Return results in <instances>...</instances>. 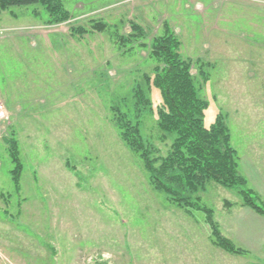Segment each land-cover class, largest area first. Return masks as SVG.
<instances>
[{
    "label": "rangeland",
    "instance_id": "rangeland-1",
    "mask_svg": "<svg viewBox=\"0 0 264 264\" xmlns=\"http://www.w3.org/2000/svg\"><path fill=\"white\" fill-rule=\"evenodd\" d=\"M59 1L69 14L61 23L39 6L0 10V264H264V216L208 183L197 196L243 254L216 248L200 212L149 186L111 112L139 118L143 140L167 152L159 92L146 91L151 109L140 114L133 97L153 76L148 44L167 23L207 102L204 126L224 116L239 173L264 208V0ZM93 21L105 30L90 32ZM131 24L142 37L123 47Z\"/></svg>",
    "mask_w": 264,
    "mask_h": 264
},
{
    "label": "trees",
    "instance_id": "trees-1",
    "mask_svg": "<svg viewBox=\"0 0 264 264\" xmlns=\"http://www.w3.org/2000/svg\"><path fill=\"white\" fill-rule=\"evenodd\" d=\"M27 6L41 7L50 24L61 23L69 18L59 0H0V10ZM105 28L104 23L93 21L89 30L100 33ZM130 29L131 35L117 39L123 47L132 43L133 39L142 37V29L138 25L131 24ZM161 29V34L153 37L148 44L149 57L155 62L153 76H143L145 93L137 85L133 97L135 111L140 114L151 109L146 91L152 87L159 92L160 106L156 109V126L164 136L171 137L167 152L160 156L157 149L147 144L141 135L139 118L131 120L119 107L111 109L112 124L120 141L139 158L149 186L187 214L191 211L200 212L209 228L211 243L227 254L241 255L243 251L221 234L219 225L213 218V211L201 204L197 193L202 192L208 183H212L236 191L241 205L258 216H264V208L258 204L246 179L239 173L238 158L231 146L224 116L218 113L208 128L204 126L207 102L199 96L190 73L192 62L181 57V43L168 24L164 23ZM89 30L75 28L70 33L83 35ZM8 147L13 164L10 176L17 188L22 166L18 160L15 141L10 140ZM224 206L231 207V204L224 201Z\"/></svg>",
    "mask_w": 264,
    "mask_h": 264
},
{
    "label": "built area",
    "instance_id": "built-area-1",
    "mask_svg": "<svg viewBox=\"0 0 264 264\" xmlns=\"http://www.w3.org/2000/svg\"><path fill=\"white\" fill-rule=\"evenodd\" d=\"M7 112L3 106V104L0 102V122L7 120Z\"/></svg>",
    "mask_w": 264,
    "mask_h": 264
},
{
    "label": "water",
    "instance_id": "water-1",
    "mask_svg": "<svg viewBox=\"0 0 264 264\" xmlns=\"http://www.w3.org/2000/svg\"><path fill=\"white\" fill-rule=\"evenodd\" d=\"M1 140H2L5 144H7V142H8L5 138H2Z\"/></svg>",
    "mask_w": 264,
    "mask_h": 264
}]
</instances>
